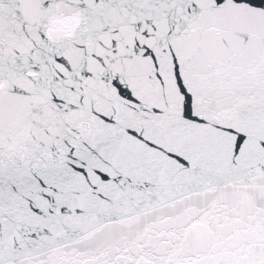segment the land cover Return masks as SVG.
Returning <instances> with one entry per match:
<instances>
[{
  "label": "snow or ice",
  "instance_id": "snow-or-ice-1",
  "mask_svg": "<svg viewBox=\"0 0 264 264\" xmlns=\"http://www.w3.org/2000/svg\"><path fill=\"white\" fill-rule=\"evenodd\" d=\"M0 264H264V0H0Z\"/></svg>",
  "mask_w": 264,
  "mask_h": 264
}]
</instances>
